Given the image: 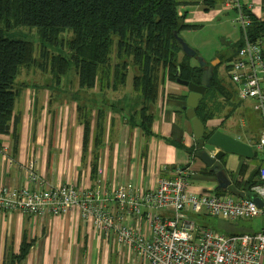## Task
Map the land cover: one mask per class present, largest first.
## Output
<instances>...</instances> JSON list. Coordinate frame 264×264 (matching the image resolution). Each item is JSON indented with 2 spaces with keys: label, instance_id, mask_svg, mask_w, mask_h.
<instances>
[{
  "label": "crops",
  "instance_id": "obj_1",
  "mask_svg": "<svg viewBox=\"0 0 264 264\" xmlns=\"http://www.w3.org/2000/svg\"><path fill=\"white\" fill-rule=\"evenodd\" d=\"M242 1L246 4L249 0ZM253 1V13L264 21L261 0ZM183 8L187 12L186 22L191 24L206 18L210 11L205 10L198 0H191ZM222 8L225 7L220 2L212 10L216 9V13L220 14L223 12ZM240 40L233 44L234 50L228 58L227 68L237 57L236 48L241 41L243 43V34ZM257 41L264 53V35ZM225 58L227 57L223 56V60ZM215 67L219 68V65ZM229 70V86L234 93L232 101L236 100L235 112L245 101H253L238 96V88L230 80ZM218 75L224 81L220 72ZM262 86L264 88V81ZM22 90L21 105L19 109H14V114L21 117L16 153L12 148L11 135L1 136L4 151L0 157V188L32 186L34 183L29 178L30 165H34L35 172L51 186L72 183L83 190L107 189L110 194L113 188L120 186H131L136 192L154 188L160 177L174 176L175 170L181 166L189 165L187 172L196 174L206 167L197 156L192 159L187 151L188 148L195 147L192 123L183 109L186 103L183 104L181 99L188 94V89L176 81L166 80L159 88L158 100L153 109L154 136H145L138 126L130 125L134 121L131 116L141 106V103L133 105L126 98V95L131 96V90L126 94L122 89L114 92L96 87L94 90L100 92V96L96 98L91 91L77 88L75 91L79 98H71L61 114L57 110L51 112L50 108L46 110L47 89L44 88L42 98L37 97L38 91L34 88ZM108 92H112L113 99L110 101L102 98ZM116 103L120 106H116ZM87 115L91 117V136L84 157V125L80 121L85 120ZM98 120L104 128L101 137L103 143L93 151L95 134L100 132L99 129L96 130ZM224 122L223 117L219 121L211 119L205 125L206 131L220 129ZM263 128L264 123L257 133L249 128L247 132L228 128L222 130L250 144L254 149V155L250 159L238 154H225L219 162H224L227 174L236 173L241 163H245L249 166L246 177L250 179L251 173L257 170L252 181L258 180V170L263 159L258 163L254 159L260 151L258 143ZM170 141L182 144L184 148ZM93 154L97 157V173L94 177L91 174ZM173 166L176 168L171 169ZM229 178L232 181L230 176ZM190 181L191 190L196 193L205 190L214 192L217 185L216 179ZM230 187L227 191L215 192L220 195L230 194L236 198L247 196L246 191L232 193ZM107 206L116 217L120 216L116 202L110 200ZM118 247L113 234L106 238L92 223L84 221L77 209L64 216L46 214L39 217L0 208V264H109L110 252L113 250L117 254ZM101 249L102 259L99 257ZM23 253L25 255L21 257ZM116 264H120V261L116 260Z\"/></svg>",
  "mask_w": 264,
  "mask_h": 264
},
{
  "label": "trees",
  "instance_id": "obj_2",
  "mask_svg": "<svg viewBox=\"0 0 264 264\" xmlns=\"http://www.w3.org/2000/svg\"><path fill=\"white\" fill-rule=\"evenodd\" d=\"M199 1V0H198ZM185 0H0V157L2 135H11L12 148L17 152L21 117L14 114L16 98V77L23 66L36 64L32 42L22 38H10L8 31L18 27L35 28L40 36L42 70L51 67V73L58 81L75 66L80 88H100L118 91L125 86L134 71L132 88L142 96L140 108L131 116V126H138L145 136H154L152 131L153 109L158 100L159 88L166 80H182L199 84L203 67L191 64L176 38L185 28L196 26L185 21L187 12L180 14L179 8ZM191 2V1H190ZM200 2V1H199ZM221 0L200 2L205 10L215 8ZM246 10V7H244ZM264 10V0H261ZM247 30L250 40L257 41L264 35V21L254 13ZM71 33L68 42L72 55H50L49 46L58 45L62 35ZM236 48L237 53L241 48ZM199 55L198 52H196ZM219 59L223 60L220 55ZM230 68V67H228ZM218 67H214L211 86L201 97L196 109L197 116L206 125L210 119L221 117L224 107L232 101L234 93L219 78ZM186 103L187 94L181 97ZM233 108L223 115L229 118ZM80 121L84 125L83 153L88 150L91 136V117ZM93 151L103 143L104 128L96 121ZM217 128L206 131V138ZM169 140V139H168ZM172 144L183 147L174 141ZM192 159L197 149L188 148ZM222 168L224 162H219ZM189 165L181 166L188 180H215V173L208 167L201 171L187 172ZM176 167H171L175 169ZM225 169V168H224ZM249 166L241 163L236 173H228L232 179L230 191H246L255 182L246 177ZM97 173V157L93 154L91 174ZM191 182V181H190ZM233 224V223H231ZM229 234H240L231 232ZM25 253L21 255L23 257Z\"/></svg>",
  "mask_w": 264,
  "mask_h": 264
},
{
  "label": "built area",
  "instance_id": "obj_3",
  "mask_svg": "<svg viewBox=\"0 0 264 264\" xmlns=\"http://www.w3.org/2000/svg\"><path fill=\"white\" fill-rule=\"evenodd\" d=\"M221 2L225 8L237 11L235 22L243 34L241 48L230 64V80L241 99L253 101V108L260 112L264 123V53L260 43L250 40L247 34L254 1ZM258 148L263 153V163L258 180L249 188L250 196L193 192L180 168L172 177H160L154 188L136 192L131 186H120L110 194L107 189L83 190L72 183L51 186L30 165L29 178L34 184L1 187L0 208L39 217L64 216L77 209L82 219L106 238L113 234L122 258L120 264H264V229L223 234L199 225L192 216L201 214L232 223L264 215V128ZM255 197L262 199V206ZM110 200L116 202L119 217L108 208Z\"/></svg>",
  "mask_w": 264,
  "mask_h": 264
},
{
  "label": "rangeland",
  "instance_id": "obj_4",
  "mask_svg": "<svg viewBox=\"0 0 264 264\" xmlns=\"http://www.w3.org/2000/svg\"><path fill=\"white\" fill-rule=\"evenodd\" d=\"M185 1L187 2L183 3V5H181L182 7L179 8L180 14H184L186 12L183 6L190 3L191 0ZM209 10V15L206 18L198 21V23H192L196 26L183 29L180 32V37L183 38L184 41L193 50L198 52L199 56L202 57L204 61H206L207 63L214 62L216 63V66L219 65L218 69L220 72V76L224 79L225 84L229 86V68H227L229 62L228 58L231 57L233 53V44L237 43L239 39L242 40L241 26L239 23L235 22L238 13L234 9L227 8H222L223 12L220 14L216 13V9L212 10L211 8ZM6 35L10 38H22L24 40L32 42L34 47V56L37 62L36 64H33L29 67H21L16 77V89L19 92L15 102L16 110L19 109L21 105L20 94L23 93V88H34L38 91V98H42L44 88L47 89L49 93L47 96L48 103L45 107L46 110L51 109V112L57 110V112L60 114L64 112L65 105L70 101L71 98H79L75 91L77 88L83 90L86 89L85 91H91L93 93V96H96V98L100 96L99 90H94L96 88L89 89L79 87L77 71L75 70V66L73 65L70 69H68L67 75H63L61 79H59L60 81H58L57 78L53 76L50 66L47 68V70H42V68L38 66V64L42 63L40 55L42 46L40 42V36L35 28L18 27L8 31ZM71 36V33H66L60 37L58 45L49 46L50 55L52 53L62 54L63 56L69 58L72 55L68 44ZM220 55H223L227 58L220 62L218 57ZM191 64H199L198 59L196 57H191ZM133 73L134 71L130 70L126 85L121 87L119 90L122 89L121 91H125L126 94H128L131 90V96L126 95V98H129L132 104L135 105L141 103L142 96L140 93L134 92L132 90L131 78ZM111 96L112 92H108L102 95V98L106 101H110L111 99H113V97ZM235 101L236 100L230 101L229 103L227 102V105L224 107L221 117L216 118L218 121L223 117L224 114H226L233 108ZM250 102L251 101L247 100L245 101V104L243 103V105L238 107L233 115L225 120L223 126L220 127V130H226V128H228L237 132H247V129L249 128L251 131H254V133H257L261 128V124H263V119L260 112L255 110L253 108L252 102ZM115 105L120 106V104L118 103H116ZM231 133L235 134L233 132ZM3 151L4 149L2 145V153ZM261 159H263V153L261 151H258V155L254 160L258 163ZM202 180L209 181L208 179ZM192 216L196 218V221L199 225H202L206 228L210 227L216 232H220L223 234H229L231 232L253 233L264 229V215H258L253 218L239 219L235 222H232L233 224H231L230 221L228 222L218 217L203 216L201 214H193ZM102 256L103 251L101 249L99 257L102 259ZM119 258L122 261L121 256L118 253L116 254L115 251L112 250L108 258L109 264H116V260L118 261ZM126 264L131 263L128 262Z\"/></svg>",
  "mask_w": 264,
  "mask_h": 264
},
{
  "label": "water",
  "instance_id": "obj_5",
  "mask_svg": "<svg viewBox=\"0 0 264 264\" xmlns=\"http://www.w3.org/2000/svg\"><path fill=\"white\" fill-rule=\"evenodd\" d=\"M176 38L181 44L183 52L189 57H196L199 61V66L203 67L202 79L199 84L182 80L177 73V83L185 86L188 89L186 105L184 110L187 118L191 121L193 127V135L195 138V148L197 149V157L215 173L216 187L215 191H227L231 186L230 180L226 170L219 164L220 159L227 153L238 154L246 159H250L254 155V149L250 144H247L240 139L217 129L213 134L206 138V126L199 119L196 109L199 100L204 95L206 90L211 86V81L214 76V67L216 63H207L202 57L196 54L183 38L176 34ZM209 148L211 150H209ZM257 170L251 173L250 180H252ZM258 205L262 206L261 198L254 199Z\"/></svg>",
  "mask_w": 264,
  "mask_h": 264
}]
</instances>
